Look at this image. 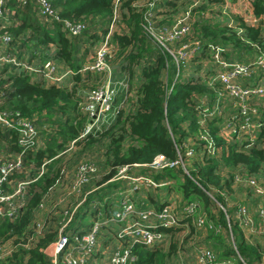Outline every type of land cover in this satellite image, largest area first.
I'll use <instances>...</instances> for the list:
<instances>
[{
	"label": "trees",
	"instance_id": "1",
	"mask_svg": "<svg viewBox=\"0 0 264 264\" xmlns=\"http://www.w3.org/2000/svg\"><path fill=\"white\" fill-rule=\"evenodd\" d=\"M45 1L48 4V9L52 11L58 20L54 21L49 18L46 20L36 19V12L35 14L31 12L32 4L18 6L12 0H8L3 5L2 23L4 29L11 37L7 47L13 46L19 50H24L31 57L38 56V60H41V65L44 64L42 62L45 59H48V61L55 59L63 63L72 73L71 75H65L71 81L69 84H79L82 81L80 80L82 76H79L78 71L86 61L80 63L79 68L76 64L86 56L89 51L87 48L91 47L89 45L87 47L85 40L89 43L94 42L93 44L96 41L98 43L101 41L99 36L101 38L104 36L114 10L111 7V0ZM211 1L219 3L221 0ZM166 5L170 4L166 3ZM172 6L169 7L171 8L170 11H175L173 10L175 7L172 8ZM250 8L254 17L262 16L264 14L263 0H251ZM9 12L12 13L10 14ZM7 14L10 15V19L4 21ZM165 14L167 16L170 12ZM117 15L119 16L117 26L121 28V33L112 36L110 45L117 47V55L123 52L120 57L123 58V63L126 66L125 70L129 73V77L133 76V64L138 65L140 79L137 88L134 91L132 90L133 101L130 102V112L124 114L122 110L118 109L108 126H102L99 131L85 136V140L93 139L87 141L89 144L86 150L92 146L104 149L102 163L97 166L91 163L96 169L95 173H98L101 178L93 184V188L89 193L84 194L83 203L80 204L82 206H79L80 208L77 212L75 211L69 217L67 215L66 219H68L69 224L71 223V216L74 215L72 216L74 217L73 222L79 220L80 226L84 213H87L94 219L99 214V218L103 216L101 219L108 221L111 213L119 208L121 200V196L114 195L117 202L114 200L113 204L117 208L112 210L109 202V199H111L110 193L114 194L118 190H125L123 185L125 181H122L123 184L110 181L116 172L123 167L131 168L133 165L149 164L157 155L162 156L168 162H173L177 158V153L184 156L189 152L183 148V144L186 141V137H192L195 138L196 143H188V148H191V156L189 158H192L196 154L194 150L198 149V151L201 150L203 152L202 161H199V163L193 162L192 164H189L188 161L185 164L187 165L185 172H182L180 168H164L161 171L153 172L150 177L154 182H163L164 180L173 182L171 185L163 186V189L167 192H171L173 189L177 195L186 200V203H183L179 208V214L183 218L181 220L189 223V228L191 227L190 223L197 228L198 218L195 219L196 215L192 212L188 213L185 211L186 207L193 204L194 199L197 198L204 211L207 212L210 202L204 193L207 192L209 187L221 192V190H227L230 185L229 180L224 182L219 180L218 175H216L219 170L223 167L234 169L236 166H240L246 175L257 174L264 166L263 150L257 147L244 153L240 152L235 144L228 145L223 143L216 136L217 130L214 127L215 122L220 123L223 119L215 118L213 122H207L206 132L198 128L196 116L202 107L198 99L201 98L204 101V105L209 109L215 106L222 114H225L224 108L226 105L225 101L218 105L215 103V97L211 92L213 86L209 87L206 81L198 79L194 84L190 83V81H194L192 77L195 69L197 70L194 56L193 60L189 59V63L186 64L188 61L181 62L178 58L174 60L168 52L161 50L159 44L155 41L157 45L152 46L151 39L153 40V38L142 30L140 24L141 15L131 9L128 2L124 3L120 13H117ZM238 21L235 27H229L226 23L220 24L209 20L197 21L191 28L194 31L192 33L194 37L191 38L189 44L193 41H199L201 46L199 57L203 56L202 53L208 52L207 46L210 45L222 49L224 51L222 53L224 56L222 57L224 58L227 57V52H232L237 57H239L240 53L255 52V55L262 54L264 51V38L260 37L259 29L255 28V26H247L246 23L239 19ZM64 22L71 24L80 22L84 24V27L79 35L68 37ZM163 22H167V20H161L159 27H163ZM8 25H10L9 28ZM104 25L105 27L102 29ZM220 45L224 46L225 49L220 47ZM81 48L84 49L82 53L74 56L75 49L78 51ZM44 56L47 57L42 58ZM15 58L18 59L17 57ZM232 61L234 60L232 59L229 62ZM193 63L195 68L191 67V71H188V68L185 69V65H193ZM142 64L143 66H141ZM32 68L40 70V66ZM184 70L187 71L184 73ZM263 71L264 69L259 70L256 74L263 77ZM205 72L207 75L211 70ZM118 73V81H121L124 77L121 71ZM167 73L170 74L168 79ZM163 74L165 79L162 78ZM181 74L186 77L180 78ZM115 76L114 74L113 78H111L112 82L116 81ZM207 77L209 79V76ZM46 83L39 73L24 72L10 63H3L2 67H0V115L7 120L18 117L29 121L33 116H36L39 121H33L32 125L39 127V123H46L50 127L49 130L52 129V126L55 127V130H52L47 135L40 130L38 139L39 141L41 140V145L35 150L27 151H23L17 146L16 131L0 128V147L2 149L0 150L2 152L0 153L2 155L0 161L4 158H11L10 155L20 154L22 167L28 171L24 173L22 169L14 172L9 177L18 181H30L25 187V205L19 216L12 222L0 220L1 241L12 238L13 242L26 227L30 226L36 215H38L37 206L41 203L42 198L45 196L49 197L51 189L55 186V181L61 178L60 174L63 166L61 165L62 157L60 154L66 150L68 144L78 138L83 125L88 122L86 113L78 108L82 95L78 94V90L75 87L68 88L66 86L68 83L64 82L44 85ZM215 87L218 88L219 85L216 84ZM124 95L125 91L117 88V98H122ZM183 123H187L186 131L181 127ZM204 136L210 138L216 147L219 146L221 148L217 156L216 154L211 155L205 152L203 146L206 141L197 139ZM123 141L128 142L124 148H122ZM260 141H264L263 129L257 137V142ZM195 144L197 148L193 147ZM40 168L42 171L41 175L36 178ZM100 168H104V171L100 172ZM33 179L35 180L31 181ZM172 185L173 188L171 187ZM104 186L105 188H101ZM251 189L255 193L254 188ZM214 197L218 201L221 199L219 196L216 197V195ZM103 198H105L104 203ZM94 200L102 203V207L90 209L89 205ZM149 200L153 202L152 198ZM162 206H164V203L160 200L155 210L159 211ZM136 208L141 209L139 207ZM97 212L98 214H96ZM218 218L217 226L212 223L211 225L205 220L208 230L224 225L220 212L218 213ZM79 226L78 228H80ZM209 226L212 228L210 229ZM74 228L73 231L78 230V228ZM108 229L110 230V228ZM160 229L162 228L158 227L155 231L161 232L163 237L168 235V232L163 230H168L169 228ZM237 230L236 226L230 229V233L233 236L231 243L235 244L234 251L232 249L230 251L221 250V257L237 254L240 259V261L237 260L238 264H254L260 261V250H255L245 244ZM82 233H85V231L80 234ZM169 233L170 237H173L174 231L170 230ZM62 235L67 236L66 233L63 234V231ZM51 237L49 234L42 238L39 237L34 243L32 241L26 247L28 251L23 250L28 254L25 256L26 259L24 260V257H16L15 264L17 262L48 264L39 249H43L46 245L52 243L53 240L50 241ZM210 237L212 238L213 235L211 234ZM169 242L171 244L165 252L158 250L162 241L151 247L135 245L131 252L133 261L129 264H170L171 259L177 256L178 251L174 242L172 240Z\"/></svg>",
	"mask_w": 264,
	"mask_h": 264
},
{
	"label": "rangeland",
	"instance_id": "2",
	"mask_svg": "<svg viewBox=\"0 0 264 264\" xmlns=\"http://www.w3.org/2000/svg\"><path fill=\"white\" fill-rule=\"evenodd\" d=\"M235 1H237V0H235ZM126 2H128L129 6H130V1L123 0L120 2V4L118 3V6L115 8L116 14H114V15H116V23L119 20V16L117 15V13H119V11L121 10V7H123L124 3H126ZM174 2H176V0H164V5H165V3H172L173 4ZM176 3L178 4V7H175V9H173L175 11H170L171 8H169V7H171L172 5H167L168 9H163V12H170V14H168L165 17L164 16L161 17L162 20L163 19L167 20V22H163L164 25H162L163 26L162 28H165V29H169L171 27L173 28V24L175 23L176 19L182 18L181 13L184 11H187V13L190 12V16H189L190 21L186 22L187 25L189 26V30L187 31V33L184 36L180 37L177 41H175V42H179L181 40L179 43H175V42L166 43V41L164 40L165 36H160L161 38L160 37L157 38L158 41L161 42V46L159 45V48L161 50H165L166 52H168L174 60H176V58H178V55H177L178 48H180L182 45L189 44V41H191V38L194 37V35L192 34L194 31H192L191 28L197 21L209 20V21H213V22H218L220 24L222 21L218 17V16H220V10H218L220 8H217V5H216L217 2H213L211 0H178ZM139 4H141V3L138 2V5ZM160 9H161V7L157 6L156 11L154 12L155 21L157 24H160L158 16H159V14H162L160 12ZM136 10H143L141 13V15H142L148 9H147V7L139 6ZM136 10H135V12H136ZM242 13L246 14L247 11L244 10ZM223 16L224 15L222 14V17ZM142 17L143 16H140V18H141L140 24H141L142 30L144 31L143 23H145V28H147V26H146L147 23H146V21L142 20ZM248 18L249 19L246 20L247 26H250V25L253 26L254 25L255 28H258V25H261L262 20L257 21V19L253 17V15H252V17L250 16ZM9 19H10V15L9 14L5 15L4 21H8ZM9 27H10V25H8V28ZM104 27H105V25L102 27V29ZM197 27H198V25H197ZM115 32H116V34L121 33V28L118 27L117 25H116V31ZM261 32L264 34V29H262ZM124 33H126V31H124ZM144 33H146V32L144 31ZM260 37L264 38V36H262L261 34H260ZM99 38L102 39V43H103L104 42L103 36H102V38L99 36ZM151 38H153V37L151 36ZM154 41L155 40L151 39L152 46L157 45ZM85 42H86L87 47H88V45L89 46H92V45L94 46L96 44H99L100 46L102 45V43H98V41H96L95 44H93L94 42L89 43L87 40H85ZM197 42L199 43V41H197ZM220 47H223V49H225V47L222 45H220ZM193 48H194V52H193L192 56H194V58L196 59L194 63L197 67V70L195 69V71H194L195 73L192 77L194 81H190V83L194 84L196 80L200 79V80L206 81L207 84L211 85L215 79L214 76H215L216 70H215V67L211 64L209 65L208 62L210 61L209 59H212L214 49H212V51L209 52V55H207V53H202L203 56L199 57V54H201L199 51V50H201L199 45L197 44V46H195ZM212 48H214V47H212ZM217 48H219V47H217ZM116 51H117V47L115 48L112 46V56L109 57L107 62H106L107 69H104L102 71H89V70H87L86 72H81V73H79V76L80 75L82 76V78L80 77V80H82V81L79 84H72L71 83V85L69 84V86H67V87L68 88L75 87L78 90V94L80 93V95H81V92L83 93L82 97L86 96V97L93 98L94 94L96 93L95 90L96 89H103V87L105 86V84L107 82L109 83V86H112L111 85L112 84L111 78H113L114 74L116 75L115 76L116 81H114L113 84L116 87V85L120 82V81H118V78H117V76H119L118 72L121 71V74L124 77L123 83H124V87H125V95L122 98H117V96H116L117 89H115L113 91V93H115V95H113V103L110 105H114L115 107L119 106L118 107L119 110H122V112H124V114H127L128 112H130V110H129L130 106H131L130 102L133 101V91L135 88H137V84L139 83V79H140L139 78L138 65L133 64V67H132L133 76L129 77V73L126 72V70H125L126 66L123 63V58L120 57V55L123 52L120 55H117L118 53ZM222 53H224L223 50L220 52V56ZM254 53L255 52L248 53V54L240 53L238 55L239 57H237L234 53L230 52L226 55L227 56L226 58L223 57L222 59L226 62H229L232 59L234 61L238 60L237 62H247V61L253 62L256 58H258L260 56H264V51L260 55H254ZM88 56L89 55H86L85 57H88ZM222 56H224V55H222ZM188 58H190V57H188ZM192 58L193 57H191L190 59L193 60ZM251 58H253V60H251ZM227 60H229V61H227ZM86 63L89 64V63H91V61H86ZM187 63H189V61L186 62V64ZM194 63H193V65H190V64L185 65V69L188 68V71H191V67L195 68ZM141 66H143V64ZM187 66H190V67H187ZM207 70L208 71L211 70V72H208L209 74L206 75L205 71H207ZM54 71H56V69H54ZM186 71L187 70H184V73ZM211 73H212V75H210ZM57 74L58 73L56 72V75ZM166 76L168 79V76L170 77V74L167 73ZM207 76H209V79ZM262 76L264 78V74H262ZM184 77H186V76L183 74L180 75V78H184ZM162 78L165 79L164 74H163ZM127 80H128V83H127ZM48 84H44V85H48ZM222 85H223V87H221V89H219V88L217 89L216 87H214L213 90H211L212 95L214 97H216L217 103H221V101L219 99L217 100V97H219L221 94L225 95L223 93V89L225 88V85L223 83H222ZM117 86H118V88H121V83L118 84ZM261 87L264 88V84H262ZM198 100L200 101V104L202 107H201V110H199L197 112L196 123L198 125V128L203 129L204 132L207 131V122L211 123L214 121L215 118L216 119L217 118L225 119L229 115L233 114L232 113L233 111H235L233 107H231L229 104H226V107L224 108L225 114H222L221 111L218 109L221 113V114H219V112H217L215 109L211 110L212 108H215V107H211L209 109L206 105H204V101L201 98ZM247 104L249 105V108L258 109L261 115L264 113V97H262L258 106L253 107V103L250 102V100L244 102V105H247ZM79 107L81 109L86 108L88 110H93V109H97V104L95 103V100H89L88 103L82 104ZM109 108H110V106H109ZM35 120L39 121V119L36 118V116H33L30 120V123H32L33 121L35 122ZM260 121L264 122V115L261 117ZM218 124H219L218 122H215V124H214L215 125L214 127L217 130V134L220 132V126L217 127ZM46 125H47L46 123H39V127H37L35 125H33V126L37 132H40V130H42L44 132V134H46V135L49 134L50 132H52V130H55L54 126H52L51 127L52 129L49 130L50 127H48V125L47 126ZM86 126L87 125H83V128L81 126L82 131L79 133L78 138L75 139V143L68 144V146L66 148V150L67 149L68 150L64 151L63 152L64 154L61 155V157H62V161H61L62 164L61 165L63 166L62 173L60 174L61 180L55 181V186L51 189V191H50L51 193L49 194L48 198H47V196L42 198V200H45L46 198H47V200L45 202L41 201V203L37 206V210H38L37 214L38 215H36V217L34 218L32 223L30 224V226L28 228L26 227L22 231L21 235H18L17 239H15L13 242H12V238H9L6 240L3 239V241L0 240V264H15L16 257L17 258L18 257L19 258L24 257V260H25L26 259L25 256H27L28 254L24 251H28L26 249V247H28L32 241L34 243L36 240H38L39 237L42 238L45 235L48 236L50 234L52 236L50 241L53 240V242H55L58 238L57 235L62 228H63V230H62L63 234L66 233V235L68 237H74L75 235L80 234L82 231L83 232L85 231V233H88L90 226L95 221V224H97V226H98V231L95 235V240H96V243H98L100 245V247H98L99 251H102V249L104 248V246H102V243L109 240L110 237H113V236H111V234L113 235L114 232L109 233L107 231L108 228L104 227L103 219H101V218H103V216L101 218H99L98 212L96 213V214H98L96 219H94V217H91L87 213H84V216L81 219L80 226L78 223L79 220L73 222L74 217H72V216H74V215H72L70 218L71 223L67 224L65 227H62L63 222L66 220V216L68 215V217H69L75 211L77 212V210L82 206V205L80 206V204L83 203V197L86 195V193H88L92 190L93 184L95 182L99 181V179L101 178L98 173H95L96 169L93 165H91V163L94 164L95 166L102 163V159H103L102 154H103L104 149L103 148L99 149L96 146H92L86 150V148L88 147V144H89L87 141H91L93 139L85 140L84 139L85 136L90 134V133L96 132V131H90L86 135H81L82 132L85 130ZM181 127L183 130L186 131L187 123H183L181 125ZM257 129H260V130L256 134H254L255 132H251V131L248 132V135L253 137V139H251V142L247 138H245V139L241 138V139H238L234 142V139L232 136H225L224 140H222V142L226 143L228 145L235 144L240 152H244V153L249 152L252 149L260 147V145L257 143L256 139H257L260 131L262 129L264 130V125L260 126ZM91 135H94V134H91ZM197 139H199V140L202 139V140L207 141L206 137L205 138L199 137ZM190 142L196 143L195 138L186 137V141L183 144V148L185 150L186 149L191 150V148H188V143H190ZM127 144H128V142L123 141L122 142V148H124ZM40 145H41V140H40ZM196 146L197 145L195 144L193 147H196ZM210 147L212 149H214L213 146H210ZM0 150H2L1 147H0ZM197 151H198V149L194 150V152L196 154L193 155L192 158H189L191 156L189 152L186 153V155H184V156L180 155L184 168L187 167V165H185V164L188 161H189L188 162L189 164H192L193 162L199 163V161H202V157H203L202 153L203 152L201 150H199L198 152ZM218 152H216V154ZM0 153H2V152H0ZM0 156L2 158V155H0ZM87 164H90V165H87ZM78 165H85V166L89 167L91 170L88 171V178L86 179L85 182H84V179L83 180L76 179L78 181V185L80 187L73 189L72 184H73L74 171ZM263 167L257 174H250V175H246L245 173H243L244 170L240 166H236L234 169H228L226 167H223L220 170L218 169L219 173H217L216 175H218V178H219V180H221V182H224L225 180H229V182H230L229 188L227 190H221V192H219V191L217 192L214 189L209 187V189H208L209 191L207 190V192L204 193L210 202V204L208 205V208H207L208 213L206 211H204V209H203L202 205L200 204V202L198 201V199L197 198L194 199V202H193L192 206L189 208V210L193 214L196 215L195 219L198 218L199 221H202V224L197 228H195V226H193L192 223H190L192 228L191 227L189 228V223H187L186 221L183 222L181 220L183 218L179 214V208L182 206L183 203H186V200L182 199V197L180 195H177L173 189L171 190V192H167L165 189H163V186H165L167 184H169V185L173 184V182L171 180H164L163 182H161L164 185L162 187L155 188V189L149 188L148 190H143V187H139V191H138V194L136 195V197L133 195L132 196L129 195V198H130L131 202L134 204L135 208L138 205L141 206L142 203H140V202L142 201L144 204L149 205V208L139 207V208H141V211H144V209L145 210L150 209L153 213H156L155 209H156L157 203L160 202L159 199L164 198L168 201V198L170 197L168 203H169V205H172L175 207V211L177 213L175 215H176V217L178 216V223L176 226L170 227L171 229L170 228L168 230L160 229V230L168 232V235L164 236V237L162 235V244L158 247V250L165 252L167 250L168 246L171 244L169 241L172 240L174 242V245H175L176 250L178 251V254H177V258L174 257L173 259H171L170 264H197V259H198V255L200 253L201 248H203V249L206 248L208 250L209 255L210 256H211V254L213 255L214 261L217 264H238L237 260L240 261V259H239L237 254L232 255V256L226 255L225 257H221V255H222L221 250L230 251L231 249L232 250L235 249V246H234L235 244L233 245L231 243V238L233 239V236L230 233V229L235 227V226L238 229L237 233L241 236V239L243 240V242L245 244H248L249 247H252L255 250H260V252H261L260 261H258L257 263H254V264H264V213L261 216L259 215L260 210H262L264 212V207H263V205H261L259 203L260 202L259 201L260 196L258 194V192H261L262 195L264 196ZM161 170L162 169H159V168L149 169V168L144 167V166L131 167L127 171V174H129L130 176H141V177L148 178V176L150 177L153 172H158ZM99 171L103 172L104 168H100ZM16 180L17 179H14V178L10 180V188H11L10 193L12 192V189H14V182ZM122 181L123 180L119 179L118 181H114V182H118V183L120 182V184H123ZM125 184H126V186H124V188H126L125 190L124 189L118 190V192H114L113 195L110 194L111 199H109V202L111 203V205H110L111 207H113V205H114L113 202H114L115 193L119 194L120 192H131V189L129 187L131 185V182L126 181ZM87 185H90V186H87ZM250 186L255 189V193H254L253 189H250L251 188ZM171 187L173 188V185ZM101 188H105V186L101 187ZM110 192H108V193H110ZM131 193H133V192H131ZM165 195H167V196L163 197ZM215 195H216V197L219 196L221 198L220 201L216 200V198L214 197ZM150 198L153 199V202L151 200H149ZM15 201L17 202V200H15ZM104 201H105V198H103V203H104ZM17 203H19V202H17ZM40 205H41V207H39ZM100 206L102 207V203L96 202V200H94L92 202V204L89 205V208L90 209L99 208ZM256 207L258 209V212L256 210V215H255ZM135 208H134V210L137 209V208L136 209ZM219 212L222 214V219H223L224 225H222V227L218 226V227H215L213 229H211L212 227L209 226L211 230H208V227L205 224V220H207L209 224L212 223L214 226H217L216 222H217V220H219V218H218ZM63 219H65V220L62 222ZM133 222H134V220H130V219L126 220L127 224H132ZM107 223H109V222H107ZM209 224H207V225H209ZM41 226H42V228H41ZM78 226L80 228H78ZM74 227L78 228V230L73 231ZM170 230L174 231L173 237H170V233H169ZM110 231H111V229H110ZM85 233H82V234H85ZM211 234L213 235L212 238L210 237ZM59 236H61V237L63 236L62 232H60ZM175 240H178V241H175ZM47 246L48 245H46L43 249H45ZM105 247L108 249L107 246H105ZM43 249H39V250H43ZM223 251H222V253H223ZM66 252L67 251L64 250L60 254V257L62 255H64ZM99 256L100 255H98V254H95L94 256H92L89 260L90 264H103L104 258L99 257ZM16 264H25V262L24 263L23 262L22 263L17 262Z\"/></svg>",
	"mask_w": 264,
	"mask_h": 264
},
{
	"label": "built area",
	"instance_id": "3",
	"mask_svg": "<svg viewBox=\"0 0 264 264\" xmlns=\"http://www.w3.org/2000/svg\"><path fill=\"white\" fill-rule=\"evenodd\" d=\"M7 1L8 0H0V47L8 46L11 38L7 31L4 29V25L2 23V7ZM12 1L18 6L32 4L33 9L37 11L41 19L43 20H46L48 18L54 21L58 20V18L53 15L52 11L48 9V4L45 0ZM121 1L123 0H111V7H113L114 10L112 12L111 22L107 25L105 34L103 36L104 42L102 43L101 39L99 43H102V45L100 46L99 44H96L93 55L90 57V59H88V61L90 60L91 63L81 67L78 71L79 73L86 72L87 70L102 71L104 69H107L106 62L108 58L112 56V46L110 45V40L112 36L117 35L115 31L118 22L116 23V15H114L116 14L115 8L118 6V3L120 4ZM127 1H130V8L134 11L139 6L147 7L148 10L145 11L142 15L141 13L143 10H136V12L143 16L142 20L146 21L147 23V28H145V23H143L144 31L149 34V36H152L153 40H155V42L160 46L161 42L158 41V37L165 36L164 40L166 41V43H172L177 41L180 37L184 36L189 30V26L186 22L190 21V12H182V18L176 19L175 23L173 24V28L171 27L169 29H165L156 25L157 23L155 21L154 15L156 7L164 0ZM237 1L241 4V12L246 10L249 11L250 14L252 13L250 8L251 0ZM138 2H140L141 4L138 5ZM247 19L249 18H246L243 22L246 23ZM64 27L67 29L68 37L76 36L79 33L78 26L73 27L64 22ZM197 44L201 49L200 43H198L197 41H193L188 45H182L180 48H178V59L181 62L188 61L191 57H193V47L197 46ZM212 47L213 46L211 45L207 46V55H209V52L214 49L212 59H209L210 61L208 63L209 65L211 64L215 67L216 73L213 83L211 85H208L210 87L213 86L214 88L217 84L219 85L218 88L221 89V87H223V83L225 85V88L223 89V93L225 95L221 94L219 97H217V100L219 99L221 103H223V101H228L229 105L235 110L233 114L229 115L218 124L217 127L220 126V132L217 134L216 131V136L221 141L224 140L225 136H232L234 142L241 138H247L251 142V139H253V137L248 135V132L251 131L255 132L254 134H256L260 130L257 128L264 125V122L260 121L264 113L261 115L258 109L249 108V105H244V102L250 100V102L253 103V101L262 99V97H264V88L261 87L262 84L250 87L242 86L240 82L249 81L250 77L253 74H256L257 71L264 69V56L256 58L253 62L248 61L247 63H230L222 59V54L220 56V52L222 51L221 49ZM49 62H45L42 66H40V70H35L28 65H19V63L12 56H8V54L0 56V64L10 63L14 67H18L24 72L39 73L49 84H58L63 76L72 74L70 70H65L62 76H56V71H54V69H57V67L53 63V61ZM120 83L121 89L125 91L123 79L118 84ZM111 85L112 86H109V83L107 82L103 89L95 90L96 93L94 94L93 98L84 96L78 103V107L82 104L88 103L89 100H95V103L97 104V109L93 110H88L86 108L81 109L79 107V109L85 112L88 116V122L85 124L87 126L85 127V130L81 135H86L90 131H99L102 126H108L113 116L118 112L119 106L114 107V105H110L113 103V95H115L113 91L117 89L118 86L116 85L115 87L113 82ZM215 103L217 105L219 104L216 102V97ZM258 105L259 104L257 103H253V107ZM213 109L221 114L218 108H212L211 110ZM30 124L31 123L28 119H21L17 117L16 119L7 120L2 115H0V128L16 131V144L23 151L35 150L40 146L38 132L36 131L34 126ZM205 137L207 138V141L205 140L206 144L203 146L205 152L214 155L216 154V152L220 151L221 148L219 146L216 147L210 138L204 136V138ZM74 142L75 140L72 141L71 144H73ZM257 143L260 145V148L264 153V141H260ZM210 146H213L214 149H212ZM187 151H189V153L191 152V150ZM217 154H219V152ZM10 156L11 158H4L2 161H0V220H7L8 222L14 221L19 216L22 208L24 207L25 187L30 182L28 180H16L14 182V189H12V192L10 193L11 178L9 176H11L14 172L21 171L23 169L20 154ZM141 166L147 167L149 169L180 168L182 172H185L182 159L178 153L177 158L173 162H168L162 156L157 155L149 164L133 165L132 167ZM41 168L38 171L36 178L41 175ZM129 169L130 168L126 167L120 168L110 181H118L119 179L125 182L130 181L133 185L130 188L131 192H135L138 187H143L144 190H148L149 188L155 189L164 185L161 182H154L149 176V179L141 176H130L129 174H127V171ZM23 170L24 173L28 172L26 169ZM90 170L91 169L85 165H78L75 168L72 184L73 189L80 187L76 179H84L85 182L88 178V171ZM35 179L31 181H34ZM59 180H61V178ZM131 192H121L122 197L119 203V208L111 213V215L109 216L110 219L108 221H103L105 225L108 224L107 222H109L110 224H117V229L115 230L113 238L118 244L117 247L107 256V259L103 264H129L133 261L131 252L135 245L139 244L144 247H151L154 244L162 241L161 232L155 231L158 227L166 229L177 225L178 219H176L177 217L175 215L176 211L174 206L169 205V203H165L164 206L159 208V211H156V213H153L150 209H144V211H141V209H136L134 204L131 202L129 198ZM258 194L260 196V204L264 207V196L261 192H258ZM15 200H17V202L19 203H17ZM191 206L192 204L188 205L185 211L190 213L191 211L189 210V208ZM39 207H41V205ZM134 208L137 211L134 210ZM259 212L260 216L264 213L262 210H260ZM128 219L134 220V222L132 224H127L126 220ZM68 222V219H66L63 222L62 227H65ZM201 224L202 221L198 220L196 227H199ZM62 230L63 228L59 231L57 235L58 238L55 242L50 243L45 249L39 250V252L42 253V255L45 257L48 264H90V258L97 254L98 251V245L95 240L98 226L97 224H95V221L90 226L88 233L85 234H78L74 237H66L63 235L64 237H61L59 236V234L60 232H62ZM64 250H66L67 252L60 257V254ZM197 264L217 263L214 261L213 255H209L206 248H201L197 259Z\"/></svg>",
	"mask_w": 264,
	"mask_h": 264
},
{
	"label": "crops",
	"instance_id": "4",
	"mask_svg": "<svg viewBox=\"0 0 264 264\" xmlns=\"http://www.w3.org/2000/svg\"><path fill=\"white\" fill-rule=\"evenodd\" d=\"M178 0H176V2H177ZM176 2H174L173 4H174V6H172V8L173 7H178V4L176 3ZM170 5H173L172 3H169ZM162 5V6H161ZM216 5H217V8H220V9H218V10H220V16H218L222 21H221V24H227V26H229V27H235V26H237V22H239L238 21V19L239 20H241L242 22L246 19V18H248V17H252V13L250 14V12L249 11H247V13L246 14H243L241 11H240V6H241V4L238 2V1H235V0H221L219 3H216ZM159 7H161V9H160V12L162 13V14H159V21H161L162 20V18L161 17H165L166 16V14L165 13H168V12H163V9H168V7H167V5H166V3H165V5H164V1L163 2H161L159 5H158ZM179 9V8H178ZM31 12H33L34 14H35V12H36V14H35V17H36V19L37 18H41L40 17V15L37 13V11L35 10V9H33V8H31ZM10 14L12 13V12H9ZM222 14L224 15L223 17H222ZM30 15V14H29ZM30 17H31V15H30ZM254 17V16H253ZM236 18V19H235ZM254 18H256L257 19V21H259V20H262L261 21V25H258V29H259V31H260V34L262 35V36H264V34L261 32V30L262 29H264V15H262V16H260V17H254ZM237 20V21H236ZM218 21V20H217ZM157 26L159 27V24H157ZM91 33H93V32H91ZM95 48H96V45H92L90 48H87L89 51H88V53L86 54V55H89L88 57H84L82 60H80L79 62H77V66H78V68H79V64L80 63H82V62H85V61H88V59H89V57L90 56H92L93 55V52H94V50H95ZM84 49H79L78 51L75 49V51H74V56H77V54L79 53V54H81L82 53V51H83ZM11 51V52H10ZM226 51V50H225ZM5 54H8V56H12L18 63H19V65H28V66H31V67H34V68H38L39 66H42L40 63H41V60H38L39 59V57L38 56H34V57H31V55H27V53L24 51V50H19V49H17V48H15V47H13V46H9V48L6 46V47H0V56H3V55H5ZM226 54H228V52L226 53ZM224 55V54H223ZM255 55V54H254ZM73 56V57H74ZM15 57H17L18 59H16ZM45 57H47V56H44V57H42V58H45ZM52 60V59H51ZM53 61V63L56 65V67H57V69H56V72L58 73L56 76H62V74L64 73V71L65 70H67L68 69V67L67 66H65L63 63H60L59 61H57V60H52ZM45 62H49L48 61V59H45L44 60V62H42V63H45ZM232 62H237V61H232ZM50 63V62H49ZM241 63V62H240ZM52 64V63H51ZM2 65L3 64H0V67H2ZM53 65V64H52ZM257 73V72H256ZM262 74H264V73H262ZM68 76H63L62 78H61V80H60V82L59 83H62V82H64V83H68V85H66V86H69V83L71 82L68 78H67ZM47 84V83H46ZM240 84L242 85V86H250V87H254V86H258V85H260V84H264V78L263 77H261L260 75H258V74H255V75H252L251 77H250V79H249V81H241L240 82ZM71 85V84H70ZM83 93L81 92V95H82ZM261 101V99H258L257 101H253V103H257V104H259V102ZM226 104H229L228 103V101H226L225 102V105ZM235 111H233L232 113H234ZM62 154H64V153H61L60 155H62ZM243 173H245V172H243ZM245 175V174H244ZM124 186H126V184L124 183ZM133 185L131 184L129 187L131 188ZM249 188V187H248ZM126 189V188H125ZM251 189V188H250ZM143 190H144V188H143ZM138 191H139V187L135 190V192H133V193H131L130 194V196H135L136 197V195L138 194ZM89 193V192H88ZM87 194V193H86ZM111 195H113V193H110ZM166 194V193H165ZM115 195H118V196H121V192L119 193V194H116L115 193ZM168 195V194H167ZM167 195H165V196H163V197H166ZM122 197V196H121ZM170 198V197H169ZM169 198H168V201H169ZM45 200H47V199H45ZM114 200L117 202V200H116V197L114 196ZM159 200H162V202L163 203H168V201L166 200V199H159ZM259 201H260V199H259ZM140 203H142V205L141 206H137V207H141V208H149V205H146V204H144L142 201L140 202ZM260 203V202H259ZM117 204V203H116ZM117 208V206L115 207V204L113 205V207H112V210H114V209H116ZM256 210H257V207H256V209H255V215H256ZM107 225V226H106ZM104 224V227L105 228H110L111 229V231L109 230V229H107V231L110 233V232H114V234H115V231L114 230H116L117 229V225H115V224H110V223H108V224ZM114 228V229H113ZM105 231V230H104ZM113 234V235H114ZM112 234H111V236H113ZM110 237V236H109ZM97 245H98V247H100V245L97 243ZM117 242L114 240V238L113 237H110V239L109 240H107V241H105V242H103L102 243V246H104V248L102 249V251H99V249H98V251H97V254L98 255H100L99 257H102V258H104V262H105V260L107 259V256L117 247ZM105 246H107L108 247V249L105 247ZM102 252V253H101ZM176 258H177V256H176ZM227 261V260H226Z\"/></svg>",
	"mask_w": 264,
	"mask_h": 264
},
{
	"label": "bare ground",
	"instance_id": "5",
	"mask_svg": "<svg viewBox=\"0 0 264 264\" xmlns=\"http://www.w3.org/2000/svg\"><path fill=\"white\" fill-rule=\"evenodd\" d=\"M68 25H70V26H73V27H75V26H78L79 27V33L77 34V35H79L81 32V29L84 27V24H82V23H80V22H76V23H68ZM87 63H84V64H82V66L81 67H83L84 65H86ZM68 70V69H67Z\"/></svg>",
	"mask_w": 264,
	"mask_h": 264
},
{
	"label": "clouds",
	"instance_id": "6",
	"mask_svg": "<svg viewBox=\"0 0 264 264\" xmlns=\"http://www.w3.org/2000/svg\"><path fill=\"white\" fill-rule=\"evenodd\" d=\"M260 148V147H259Z\"/></svg>",
	"mask_w": 264,
	"mask_h": 264
}]
</instances>
